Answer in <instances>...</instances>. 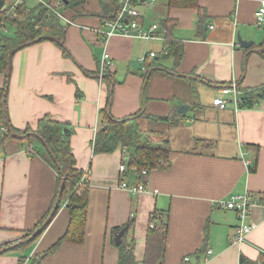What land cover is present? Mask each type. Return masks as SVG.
<instances>
[{
    "label": "crops",
    "instance_id": "0c3cea01",
    "mask_svg": "<svg viewBox=\"0 0 264 264\" xmlns=\"http://www.w3.org/2000/svg\"><path fill=\"white\" fill-rule=\"evenodd\" d=\"M11 1L4 0L3 7ZM260 1L198 0L206 12L198 17L193 8H167V0H139L140 23L147 27L164 17L172 19L173 35L182 45L181 59L176 63L173 57L163 58V70L152 71L144 89L138 58L150 51L155 56L148 61L161 58L164 39L121 34L104 38L99 31L106 27L96 14L99 0L81 4L71 24L61 20L66 25L65 52L45 36L14 51L8 77L0 73V87L6 86L8 123L17 130L35 129L38 120L48 115L65 124L71 131L76 167L86 174L88 208L82 242L66 241L56 252L46 253L68 224V210L61 206L33 242L0 253V264H34L41 254L40 264H117L111 231L123 226L125 239L133 243L135 258L140 260L154 209L168 213L161 264H184L185 256L187 264H238L240 254L257 263L264 259V207L252 208L247 220L256 227L233 244L236 212L215 204L237 193L264 195V100L237 110L231 102L225 109L212 104L218 93L223 94L220 86L234 84L242 90L264 84V23L255 24ZM35 2L27 0L28 5ZM60 10L69 17L75 12L64 7V0ZM160 35L164 38V32ZM237 35L252 41L251 45L241 46ZM103 52L111 60L110 87L99 74ZM183 75L197 84L199 102H170L175 83H181L177 79L187 81ZM109 89L108 113L114 118L144 109L148 115L177 120L159 121L162 129L151 128L168 138L171 165L148 172L143 178L146 190L135 195L119 187L121 181L139 182L135 169L126 165L123 172L119 170L126 159L122 149L93 152ZM181 103L194 106L181 115L176 111ZM140 121L148 128L147 121L152 120ZM198 140L205 146H197ZM44 151L38 139L28 137H9L0 145V245L33 229L52 208L57 173ZM200 247L206 251L196 257L193 253Z\"/></svg>",
    "mask_w": 264,
    "mask_h": 264
},
{
    "label": "trees",
    "instance_id": "16d2710c",
    "mask_svg": "<svg viewBox=\"0 0 264 264\" xmlns=\"http://www.w3.org/2000/svg\"><path fill=\"white\" fill-rule=\"evenodd\" d=\"M85 1L64 0V7L74 12ZM99 5L100 12L96 14L100 17V21L104 25V21L113 19L117 14L118 0H99ZM166 7L193 8L196 10L198 17L206 15L204 8L199 6L198 0H167ZM78 12L75 11L70 17L66 15L65 17L74 21L75 15ZM0 22L13 29L11 33L0 34V73L2 74L6 75L9 71L10 58L15 50L39 41L44 36L47 38L50 37L51 40L63 48L62 40L66 25L61 22V19L52 10L41 3L35 2L34 5H28L27 0H23L22 3L13 9H10V4L8 3L7 6L0 9ZM159 26L164 29V48H166L167 52L157 60L153 59L150 62L146 59L142 63V67L137 68L138 74L144 80L150 70L155 71L157 67L161 66V60L163 58L173 57L174 62L177 63L182 57V45L173 35L174 23L172 19L164 17L160 20ZM263 42L262 44H264ZM101 76L107 81L110 87V83L112 84V82L109 69L104 68ZM183 76L188 82L190 93L195 96L197 94L194 86L195 83L190 81L192 79L187 78V75ZM220 87H224V85ZM238 91L240 92L239 108H253L258 105L260 100H264V84L257 88H243ZM111 93L112 91L109 89L106 108H103L101 111L102 126L94 135L93 152L109 153L120 147L125 154L126 159L124 161L127 167L135 169V172L138 174V179L141 182H144L143 178L146 177L145 174L141 173L142 170H146L147 172L152 170H167L171 165V150L168 138L159 135L160 133L158 131L143 127L140 120L146 117L154 122L166 121L170 124L177 120L172 116L160 117L148 115L142 109L128 117L114 118L108 113ZM5 97L6 86L4 85V87H0V145L9 137L41 138L42 144H44L43 146L46 147L44 157L57 173V186L53 202V205L55 202L57 203L55 212L65 204L64 207L67 208L69 213V220L64 233L47 249L46 253L56 252L59 246L66 241L73 243L82 242L88 208L87 183L84 182L85 185L82 187L78 185L83 172L76 167V161L71 150V131L67 129L65 132L64 129L67 128L65 124L52 120L48 115H44L38 120L35 129L29 127L23 130L13 129L6 123V104L3 101ZM193 106L194 104H191V107ZM105 125L106 128H102ZM2 127H5V130H2ZM198 142L197 146H205V144H200L202 143L201 140H198ZM52 156L59 164V168H57ZM61 179H63V184L60 188ZM262 200L264 201V195L262 196ZM49 213L48 211L33 229L23 232V236L1 244L0 253L12 247H20L33 242L40 233L34 238H30V236L39 227H42L43 231L46 227L43 226V223ZM123 227H115L112 229L113 239L114 235ZM167 227L168 213L154 209L148 218L144 251L140 260L135 258L133 243H128L125 239L126 227L120 243L116 245L118 249L117 264H161L167 239ZM205 251L204 247H200L193 254L199 257ZM184 258L183 263H189ZM238 264H264V259L260 263H257L240 254Z\"/></svg>",
    "mask_w": 264,
    "mask_h": 264
},
{
    "label": "built area",
    "instance_id": "2783aa9c",
    "mask_svg": "<svg viewBox=\"0 0 264 264\" xmlns=\"http://www.w3.org/2000/svg\"><path fill=\"white\" fill-rule=\"evenodd\" d=\"M23 0H13L10 4V9L16 8ZM37 3H41L50 10H52L62 21L67 24H71L72 21L65 17V15L60 10V5H62V0H34ZM139 0H118V11L113 19L104 21L105 30H100L99 33L104 36V38L110 37L114 34H121L130 37H137L143 39H154V38H163L164 29H162L159 24L153 23L144 27L140 21V11L138 10L136 3ZM153 0H149L151 3ZM264 23V0L260 1V5L255 11V24L261 26ZM8 33V27H6L2 22H0V34ZM166 48H163V53L166 54ZM155 56L154 51H150L147 55H142L138 58L139 63H143L146 59H152ZM111 65V60L108 53L103 52L100 65V75L104 68H109ZM219 91L223 94L230 95V98H220L215 97L212 100V104L219 108L225 109L228 103H233L234 110L239 108L240 103V92L234 84L220 87ZM262 108H264V101L262 103ZM5 130V127L1 128ZM32 150V145L28 147V151ZM119 170L123 172L126 169V164L122 163L119 165ZM142 174H147L146 170L141 171ZM86 174L83 173L78 185L82 187L84 182H86ZM119 187L127 190L131 194H138L146 190V187L143 182L139 181L137 183H127L126 181H121ZM218 206H221L226 209H230L236 212L238 218V224L234 229L233 234L231 235L230 241L235 243L242 242L248 233L252 231L256 224L247 220L253 207H264V201L261 196L252 195L249 192L237 193L230 195L225 200H218L215 203ZM62 206H65L63 204ZM152 226V225H151ZM208 253L211 251L208 250ZM185 261H188V257L184 258Z\"/></svg>",
    "mask_w": 264,
    "mask_h": 264
},
{
    "label": "water",
    "instance_id": "95a60500",
    "mask_svg": "<svg viewBox=\"0 0 264 264\" xmlns=\"http://www.w3.org/2000/svg\"><path fill=\"white\" fill-rule=\"evenodd\" d=\"M3 5H4V0H0V9L3 7ZM49 38H50V37H49ZM237 41H238V43H239L241 46H243V47H249V46L251 45V43H252V41H247V40H243V39H241L239 35H237ZM132 65H133V67H135V66H137V63L134 62ZM157 69L163 70L162 67H157ZM151 71H152V70H150V71L147 73V76H146V78H145V80H144V86H143V89H144V87H145V85H146V83H147V80H148V77H149ZM8 74H9V73L7 72V77H8ZM3 101L5 102V99H4ZM190 107H191V105L182 103V104H179V105L177 106L176 111H177L179 114H181V115H185V114L188 112V110L190 109ZM142 111H144V109H142ZM5 118H6V123H7V125H8L9 123H8V117H7V115H6ZM102 128H106V125L103 126ZM64 131L66 132V131H67V128H65ZM37 138H38L39 141L42 143L41 138H39V137H37ZM43 145H44V144H43ZM44 147H45V146H44ZM45 149H46V147H45ZM47 150H48V149H47ZM52 159L56 162V160H55V158H54L53 156H52ZM56 166H57V168H59V164H58L57 162H56ZM62 184H63V179H61V181H60V188H61ZM59 192H60V189H59ZM56 207H57V203L55 202L54 205H53V207H52V209H51V211H50V213H49V215H48V217L45 219V221H44V223H43V226H46L47 223L50 221L51 217L53 216V214H54V212H55V210H56ZM125 228H126V227L121 228V229H120V230L114 235V243H115V245H118V244L120 243V241H121V237H122V235H123V233H124V231H125ZM41 231H42V227L37 228V229L32 233V235L30 236V238H34V237L37 236L39 233H41ZM42 257H43V254H41V255L36 259V261L34 262V264H40V260L42 259ZM158 264H160V263H158Z\"/></svg>",
    "mask_w": 264,
    "mask_h": 264
},
{
    "label": "rangeland",
    "instance_id": "374dc122",
    "mask_svg": "<svg viewBox=\"0 0 264 264\" xmlns=\"http://www.w3.org/2000/svg\"><path fill=\"white\" fill-rule=\"evenodd\" d=\"M11 29V32L13 31V29L10 27ZM177 81H181V83H175L174 85V98L170 101V102H173V103H176L177 101H183V102H190V103H195L196 101H200L201 99V96L199 95V98L197 97L198 96V88H197V84H194L195 86V89H196V96L192 95L189 91V88H188V84H187V81L183 80V79H177ZM207 87V86H206ZM207 90L208 92H211L213 91L214 92V89H212L211 87H207ZM145 95V94H144ZM219 97L220 98H228V94H220L218 93ZM146 96V95H145ZM206 97H210V94H207L205 95ZM205 96H204V101H206L207 99H205ZM182 104V103H181ZM184 104H187V103H184ZM177 109V108H176ZM147 126L148 128H153V129H162V127H164L161 122H154V121H147ZM160 126V127H158ZM144 127V126H143ZM161 136L165 137V135L163 134V132H160ZM201 144V143H200ZM24 234H22L21 236H23ZM20 236V237H21ZM25 253L26 252V249L22 250L21 253Z\"/></svg>",
    "mask_w": 264,
    "mask_h": 264
}]
</instances>
